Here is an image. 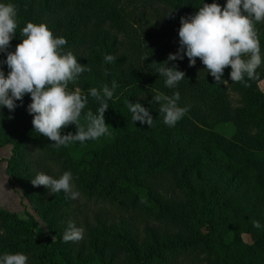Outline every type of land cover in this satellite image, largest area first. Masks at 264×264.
<instances>
[{"label": "trees", "instance_id": "obj_1", "mask_svg": "<svg viewBox=\"0 0 264 264\" xmlns=\"http://www.w3.org/2000/svg\"><path fill=\"white\" fill-rule=\"evenodd\" d=\"M3 3H13L17 8V34L10 42L9 51H14L16 45L22 42L20 30L31 21L36 24L44 23L53 33L54 38L64 37L67 44L64 52L71 51L81 65H88L91 71L80 75L75 84L70 83L69 89L87 83L88 81H103L113 78L119 89H125L133 99L143 101L156 116L160 115L158 104H151L152 95L162 92L172 95L179 91L180 98H185L191 108L199 115L216 122L230 121L234 124L237 135L248 140V127L252 125L261 131L264 138V93L259 83L264 80V35L258 33L261 44V66L257 69V78L249 80V86L244 87L239 82L230 79V66L225 68L223 79L228 80L233 91L242 99L248 109H234L229 94L223 85H216L215 78L207 73L206 66L197 58L195 66H189V59L185 55L183 60L169 63L179 66L185 72V79L175 88L165 86V78L156 73L160 65L167 60L170 53H176L180 48L179 28L182 16L194 15L203 3L217 2L226 6L227 0H0ZM165 16V24L149 22L150 15ZM113 55L115 62L105 63L104 56ZM6 59L5 53H0V61ZM139 66L147 67L149 75L145 81L138 79ZM5 76L9 69L2 65ZM247 79V78H246ZM151 86V87H150ZM101 90L99 86H95ZM111 88V87H110ZM155 90V91H154ZM102 91V90H101ZM84 94V92H81ZM86 95V94H85ZM105 122L109 125L110 135L102 136V146L98 152L99 160L83 162L74 158L67 145L59 149L53 147V141L34 132L33 115L27 111L30 100L23 98L22 106L14 112L6 107L0 108V147L12 146L11 157L5 160L0 157V163H7L6 174L8 182L13 186L16 182L31 201L42 219L47 220L54 214H61L55 218L53 226L60 233L56 240H42L38 234L40 224L30 212L25 210L26 218L22 219L17 213L0 209V255L4 253H24L28 256V264H80L71 257L70 244L62 239L68 222L78 221L80 200L70 199L63 191L56 200L48 201L52 194L46 188L42 196H35L39 187L33 186L31 179L39 173L33 164L35 155L32 148L41 152L40 158L47 164L58 168L60 176L65 171H71L74 188L88 194L90 200L98 194L103 200L110 202L111 207L121 209L124 215L135 218L142 211L162 213V195L157 191L156 180L151 177L157 173H180L184 168V175L201 174L207 166V160L201 152L195 151L185 156L186 147L176 142L168 131V126L162 121L161 135L157 139L147 137L139 128L127 126L125 118L130 115L126 106V98H111L108 101ZM90 105L92 107H90ZM99 106L91 96L82 112L83 115L91 109L94 113ZM9 116L14 117L8 119ZM76 133L77 128L72 124ZM206 134L205 130H198ZM68 131L62 129V135ZM198 133V134H199ZM1 134H6L5 137ZM264 141V140H263ZM264 146V143L258 142ZM210 156L226 164H234L241 172H255L258 167L250 159L235 162L229 153L221 147L209 150ZM264 188V186L260 185ZM13 190L15 191L14 187ZM141 199L146 203H141ZM154 211V212H152ZM219 205L212 194L202 192L198 196V207L194 218L197 224L206 226V236L198 240L185 243L183 239L169 244L155 243L153 247H144L142 256L135 245L139 241L129 242L126 238L106 234V238L114 244L122 243L128 246L127 251L133 256L135 264H179L180 256L188 250L207 246L209 258L213 253L220 252L219 263H226L225 251L236 253L239 264H259L254 246H245L238 238L225 244L222 241L226 230L219 219ZM68 215V216H67ZM156 221L162 222L158 215ZM50 224V222H49ZM235 247H239L238 253ZM216 262H213L215 264ZM100 264H111L101 262ZM260 264H264L262 261Z\"/></svg>", "mask_w": 264, "mask_h": 264}, {"label": "rangeland", "instance_id": "obj_2", "mask_svg": "<svg viewBox=\"0 0 264 264\" xmlns=\"http://www.w3.org/2000/svg\"><path fill=\"white\" fill-rule=\"evenodd\" d=\"M165 21V16L162 13L158 16L150 15L149 17V22L153 23L152 26L155 24L164 25ZM255 27L259 34L264 35V22L256 23ZM148 75V68L139 66V81H145V76ZM102 78L103 81H88L89 85L91 87L99 86L102 90L103 85L107 84L110 88L113 78L107 80L104 75ZM222 85L230 96L233 108L248 111L241 97L233 91L229 81ZM259 87L264 93V80L259 83ZM75 89L87 94L89 88L86 83L82 85V89L75 86L71 90ZM24 97L31 101L30 94H26ZM114 97L117 99L125 97L127 101L131 103L139 102L147 108L154 119L152 127L147 123L133 122L131 113L125 118L124 122L127 126L139 128L147 137L152 139L160 137L163 129L161 126L163 118L160 115L156 116V119L154 112L146 107L143 101L133 99V96L127 94L125 89L116 88L113 94ZM178 106L187 107L188 111L175 126H168V131L176 142L186 147L185 156H190L195 151L203 154L207 160L204 171L201 174L185 176L183 173L184 168H182L180 173L155 174L151 179L157 182V191L162 195L165 209L159 214H148L142 211L135 218L124 215L121 209L111 207L110 202H105L103 197L98 194L90 200L87 193H81L74 188V191L79 192V198L84 197L80 200L81 214H79V219L73 223L77 227L84 228V235L83 239L78 242H69L72 260L80 264H100L101 262L135 264L133 256L127 251L128 246H124L122 243H111L106 238V234L114 238L116 236L124 237L129 242H135L133 238L138 239L139 244L137 243L135 247L140 256L144 252V247H153L155 243L162 246L163 244L176 242L179 239H183L185 243H188L198 240V237L206 236L208 233L206 226L200 227L197 224L198 218H194L198 207V196L205 192L207 195L212 194L214 201L219 205V219L226 230V236L222 242L229 244L235 238H238L243 245L254 246L256 253L260 254L257 256V263L260 264L264 261V228L257 229L252 225L253 220H258L261 225H264V188L260 187V185L264 186V146L258 144V142L264 143L261 131L250 125L248 127L249 139L242 141L243 138L247 137L237 135L232 122L226 120L216 122L210 118L199 116L185 98H180ZM90 107L92 106L90 105ZM259 120L263 121L264 119L260 117ZM65 129L68 132L74 130L72 125L65 127ZM198 130H205L206 134H201ZM1 136L5 137L6 134H1ZM102 144V138L100 137L83 143L73 142L68 144L67 148L74 158L88 164L99 160L98 152ZM8 146L12 150V146ZM215 147L226 150L235 162H244L250 159V162L255 163L258 169L255 172H241L237 170L234 164L221 162L209 154V150ZM32 150L35 155L33 164L38 167L36 170L39 173L44 172L58 178L60 176L58 168L55 169L41 159L39 150L36 148H32ZM9 158L4 159L9 160ZM6 168L7 163H0V208L6 209L9 203H17L20 200L22 211L18 216L25 219V210H27L38 220L40 227L37 232L42 240H56L60 231L53 226V220L60 217L61 214H54L47 220L42 219L37 210L33 209L25 191L16 182H13V186L9 184ZM4 177L12 193L9 190L4 191ZM46 188L40 186L35 192V196L37 197L38 194L42 196ZM15 195L19 200L15 201ZM59 196L60 192L52 194L48 201L52 202ZM158 215L163 217L162 222L156 221ZM234 249L238 253L239 247ZM220 255L218 251L213 253L211 260L207 246L206 248H193L185 251L180 256L179 264H213V262L220 264L218 261ZM225 256V264H239L240 262L236 253L225 251ZM170 264L174 263L171 262Z\"/></svg>", "mask_w": 264, "mask_h": 264}, {"label": "clouds", "instance_id": "obj_3", "mask_svg": "<svg viewBox=\"0 0 264 264\" xmlns=\"http://www.w3.org/2000/svg\"><path fill=\"white\" fill-rule=\"evenodd\" d=\"M17 16L13 3L0 2V53L6 54V59L0 61V108L14 112L18 107L16 102L20 101L22 106L24 96L30 94L32 102L27 111L33 115L34 132L53 141L51 145L57 149L73 142L83 143L110 135L105 112L109 108L107 101L118 87L116 81H112L111 88L103 85L102 91L91 87L86 95L79 89H69L70 83L75 84L80 75L91 68L78 63L71 51L64 52L66 38H54L44 23L27 22L19 33L22 42L14 51H9L10 42L17 34ZM259 22H264V0H227L226 6L217 2L203 3L194 15L180 18L179 50L170 53L164 62L152 64L160 65L156 73L165 78V86L169 89L175 88L186 75L178 65L169 67V63L183 60L185 55L190 67L195 66L199 58L207 73L215 78L216 85L228 82L222 77L225 68L230 66L231 81L248 87V81L257 78V69L262 63L261 44L255 27ZM115 60L113 55L104 56L105 63ZM4 64L10 70L7 76L2 69ZM89 96L99 102V106L95 113L88 109L81 122ZM152 97L150 103L159 105L160 117L167 126H175L188 111L187 107L178 106L179 91L172 95L157 91ZM126 106L133 122L153 126L150 111L141 103L127 101ZM72 124L76 125V133L62 135V129ZM72 180L71 171H65L58 178L40 172L31 183L36 187H47L51 194L63 191L68 198L77 199L80 194L74 191ZM141 203L146 201L141 199ZM252 225L257 229L264 228L258 220H253ZM83 235L84 228L70 221L62 239L65 243L78 242ZM0 264H28V256L4 253L0 255Z\"/></svg>", "mask_w": 264, "mask_h": 264}, {"label": "crops", "instance_id": "obj_4", "mask_svg": "<svg viewBox=\"0 0 264 264\" xmlns=\"http://www.w3.org/2000/svg\"><path fill=\"white\" fill-rule=\"evenodd\" d=\"M1 153H2V155H1ZM10 155H11L10 146L0 147V157L1 158L8 159L10 157ZM4 180H5L4 191L6 192V191L9 190L12 193L11 189L9 188V184L7 183V180L5 179V177H4ZM16 200H19L17 196L15 197V201ZM0 209H3V208H0ZM5 210L10 211V212H14V213H17V214L21 213L22 206L20 204V200L17 203L16 202L15 203H9L8 208H6Z\"/></svg>", "mask_w": 264, "mask_h": 264}]
</instances>
